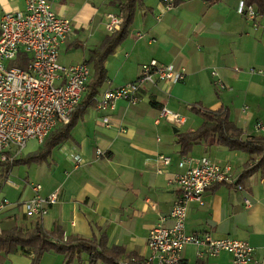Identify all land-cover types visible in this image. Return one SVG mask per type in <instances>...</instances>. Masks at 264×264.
<instances>
[{
	"label": "crops",
	"instance_id": "crops-1",
	"mask_svg": "<svg viewBox=\"0 0 264 264\" xmlns=\"http://www.w3.org/2000/svg\"><path fill=\"white\" fill-rule=\"evenodd\" d=\"M140 2L128 35L103 62L107 80L90 101L82 93L67 139L52 147L44 160L22 162L33 169L35 182H31L40 185V195L58 190V201L44 216L27 217L23 202L33 195L29 187L33 183L25 181L26 185L18 188V197H10L11 204L0 212L1 224L12 222L24 230L40 226L47 234L53 233L54 242L55 236L62 241L69 237L90 240L101 252L93 264H116L131 258L141 261L150 253L148 233L159 217H164L165 227H171L170 212L179 194L173 178L182 171L178 163L183 157L177 141L182 134L201 127L204 117L200 110L226 111L243 138L261 135L253 131L252 123L244 125L241 116L247 110L243 111L248 101L245 96L248 99L251 91L264 95V76L250 71L264 70V30H260L264 15L257 16L258 25L254 26L251 19L237 13L238 0H176L170 11L156 19L159 0ZM50 3L72 26L59 47L58 58L65 56V65L86 63L91 51L110 34L105 27L107 15L120 13L118 0ZM24 6L25 0H0V18ZM151 60L183 68L184 79L146 85L135 105L117 99L107 108L96 107L105 91L134 81L142 64ZM218 82L223 88H218ZM163 107L182 114V125L160 118ZM41 144L28 140L20 157L36 152ZM73 154L82 159L78 167L68 157ZM158 154L171 159L165 173L155 170ZM186 156H205L220 166L229 164L234 182L208 188L203 205L188 204L185 232L245 241L255 249L250 264H264V167L245 172L251 168L246 165L249 155L220 145L212 133L192 145ZM245 199L250 207H245ZM197 251L195 245H186L184 264H195ZM75 253L69 264H91L86 250ZM31 259L30 250L0 251V264H30ZM230 259V254L222 251L201 260L230 264ZM39 264L66 263L62 254L49 251L41 255Z\"/></svg>",
	"mask_w": 264,
	"mask_h": 264
},
{
	"label": "built area",
	"instance_id": "built-area-1",
	"mask_svg": "<svg viewBox=\"0 0 264 264\" xmlns=\"http://www.w3.org/2000/svg\"><path fill=\"white\" fill-rule=\"evenodd\" d=\"M176 0H159L160 10L156 19L170 11ZM236 11L254 22L259 15L245 0H238ZM121 23L120 15H107L106 30L112 32ZM72 32L71 22L57 15L50 0H25L23 10L5 12L0 18V161L12 162L20 155L28 140L41 143L57 125L68 122L85 90L89 77L86 63L61 65L59 47ZM137 37L141 34L137 33ZM25 51L30 60L25 68L6 65L15 59L19 51ZM264 76V70L252 69ZM215 73L213 72V75ZM185 77L184 69L164 65L151 60L141 66L139 76L132 82L107 90L97 102L98 109L112 106L115 100H126L130 105L140 101L146 85L158 82L176 83ZM218 88H223L220 82ZM247 108L244 106L243 111ZM159 117L174 126L182 125L183 116L163 107ZM253 130L264 132V123L255 122ZM74 167L82 164L77 155L68 156ZM171 159L158 154L156 172L165 173ZM181 172L174 175L178 197L170 212L171 227L163 225L159 217L148 233L149 255L141 261L134 258L116 264H184L183 248L193 244L198 248L197 257H212L224 251L230 254V264H250L254 261L255 249L247 242L234 238L215 239L209 234L197 235L185 232L187 206L190 202L203 205V193L211 186L233 184L229 164L218 165L209 158L184 156L178 163ZM33 195L23 202L24 213L29 218L47 214L51 205L58 201V190L42 196L40 185H29ZM240 188L239 185H237ZM11 203L3 198L0 212ZM251 204L245 199V207Z\"/></svg>",
	"mask_w": 264,
	"mask_h": 264
},
{
	"label": "trees",
	"instance_id": "trees-1",
	"mask_svg": "<svg viewBox=\"0 0 264 264\" xmlns=\"http://www.w3.org/2000/svg\"><path fill=\"white\" fill-rule=\"evenodd\" d=\"M245 2L247 5L252 6L260 16L264 15V0H245ZM118 3L121 23L110 32L100 47L91 51L92 54L86 62V64H90L92 69L91 75L89 72L90 79L89 81L87 80L84 90L87 101H90L96 95L98 89L107 80V72L103 62L128 35L135 11L141 2L140 0H118ZM29 60V55L25 51L20 50L15 59L11 61L10 66L25 68ZM80 105L78 103L68 122L56 126L44 137L36 152L23 158L19 155L11 163L0 161V183L8 177L16 164L40 162L47 157L52 147L65 141L71 127L72 117ZM200 111L204 117L201 127L196 131L182 134L177 141L180 145L179 154L181 156H186L192 145L207 138L212 133L216 136L220 145L226 146L230 150L245 151L249 155L246 165H251V168L247 167L244 170L245 172L264 167V135H249L247 138H243L242 130L228 119L226 111ZM52 234H47L40 226H35L31 230H24L12 222L0 223V251L10 253L18 250H30L32 252L30 264H39L41 255L49 251L62 254L66 264H69L73 256H76V251H81L82 249L89 253L91 264L101 254L90 240L80 237H69L62 241L61 237L55 236L57 240L54 242L50 236ZM195 264L205 263L198 259Z\"/></svg>",
	"mask_w": 264,
	"mask_h": 264
},
{
	"label": "rangeland",
	"instance_id": "rangeland-1",
	"mask_svg": "<svg viewBox=\"0 0 264 264\" xmlns=\"http://www.w3.org/2000/svg\"><path fill=\"white\" fill-rule=\"evenodd\" d=\"M260 30L261 31L264 30V27H261ZM69 57L73 58L75 56H69ZM59 61L61 65L68 66V65H65L68 63L67 58L65 56H61V59ZM10 63L11 61L5 62V64L9 66H10ZM243 97L244 96H242L241 99H243ZM245 99L248 100L245 103V107L247 108V110L245 113H242L243 115L241 116V119L246 120V122L244 121V125L246 124L249 125V123L254 124L255 122L264 123V95L258 92L254 93L251 91L248 99H247V96H245ZM241 104H242V101L239 102V105ZM178 114L183 116L180 113ZM191 117L197 118V120L199 121H203V118L200 116H195L191 114ZM246 129L249 131L250 126ZM261 135H264V132H262ZM32 170H33L32 168L28 167L27 165H23V163H20L16 165L15 167H13V171L9 174V176L3 182L0 183V202L2 201L3 198H6L8 201L10 197H14V199L17 198L18 188L23 185L25 186L26 185L25 181H27L28 183H30L31 181L35 182L34 181L35 177L32 175L33 174Z\"/></svg>",
	"mask_w": 264,
	"mask_h": 264
},
{
	"label": "water",
	"instance_id": "water-1",
	"mask_svg": "<svg viewBox=\"0 0 264 264\" xmlns=\"http://www.w3.org/2000/svg\"><path fill=\"white\" fill-rule=\"evenodd\" d=\"M177 129L176 128H173V131H176Z\"/></svg>",
	"mask_w": 264,
	"mask_h": 264
}]
</instances>
